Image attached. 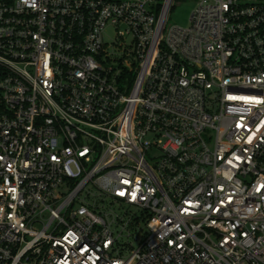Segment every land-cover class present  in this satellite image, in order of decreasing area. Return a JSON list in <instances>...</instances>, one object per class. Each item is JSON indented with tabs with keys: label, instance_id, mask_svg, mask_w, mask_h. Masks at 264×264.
<instances>
[{
	"label": "built area",
	"instance_id": "2783aa9c",
	"mask_svg": "<svg viewBox=\"0 0 264 264\" xmlns=\"http://www.w3.org/2000/svg\"><path fill=\"white\" fill-rule=\"evenodd\" d=\"M177 1L0 0V264H264V0Z\"/></svg>",
	"mask_w": 264,
	"mask_h": 264
},
{
	"label": "rangeland",
	"instance_id": "374dc122",
	"mask_svg": "<svg viewBox=\"0 0 264 264\" xmlns=\"http://www.w3.org/2000/svg\"><path fill=\"white\" fill-rule=\"evenodd\" d=\"M196 7L195 0H179L177 1L174 10L170 16V22L181 26H189L190 18L193 10ZM116 32L110 28L108 30L107 40L111 41L115 38Z\"/></svg>",
	"mask_w": 264,
	"mask_h": 264
}]
</instances>
